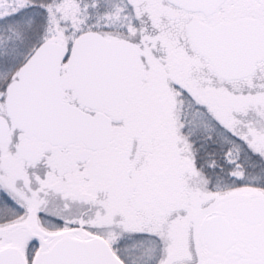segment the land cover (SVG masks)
Returning a JSON list of instances; mask_svg holds the SVG:
<instances>
[{"label": "snow or ice", "instance_id": "6c2138e0", "mask_svg": "<svg viewBox=\"0 0 264 264\" xmlns=\"http://www.w3.org/2000/svg\"><path fill=\"white\" fill-rule=\"evenodd\" d=\"M0 264H264V0H0Z\"/></svg>", "mask_w": 264, "mask_h": 264}]
</instances>
